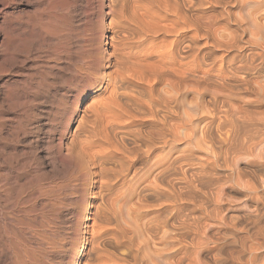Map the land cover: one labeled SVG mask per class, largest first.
I'll return each mask as SVG.
<instances>
[{"label": "bare ground", "instance_id": "1", "mask_svg": "<svg viewBox=\"0 0 264 264\" xmlns=\"http://www.w3.org/2000/svg\"><path fill=\"white\" fill-rule=\"evenodd\" d=\"M88 2L0 0V264H264V0Z\"/></svg>", "mask_w": 264, "mask_h": 264}, {"label": "rangeland", "instance_id": "2", "mask_svg": "<svg viewBox=\"0 0 264 264\" xmlns=\"http://www.w3.org/2000/svg\"><path fill=\"white\" fill-rule=\"evenodd\" d=\"M73 1V3H76V4H73L74 5V7L76 8V10L78 11L79 9H80V11H83L84 9V11H87V9H88V11L89 10H91V4H90V2H88V0H72ZM97 3V5H99V4H101V1H100V3L99 2H96ZM77 5V6H76ZM80 6V7H79ZM84 8L83 10H82V8ZM99 7V6H98ZM90 8V9H89ZM96 10H99V8L98 9H96ZM85 12V14H88V15H81V17L79 18L81 21H78L77 20V22H76V24L78 25H81V27H80V31H82L81 30V28L83 29L84 27L86 28L87 27V29H88V25H90L91 26V22H89L90 21V18L88 19L87 17L90 15L91 16V14H89L90 13V11L89 12ZM77 14V13H76ZM75 14V15H76ZM89 16V17H90ZM78 19V18H77ZM86 19V20H85ZM83 20H84V22H83ZM88 21V22H87ZM88 25H87V24ZM84 25H86V26H84ZM89 26V27H90ZM211 67V65L210 66H206V68H210ZM262 74H260V76L259 77H262V79L261 78H259L260 79V81L262 80V82H263V80H264V70L261 72ZM251 90H253L252 92H250ZM259 89H256V88H252V89H249V90H246V89H242L241 91H239L238 92V94H236L235 95V97L237 98V100H238V105H241V104H243L242 105V107L243 108H241L242 110H245L244 112L245 113H247L248 114V118H250V120H251V118H254L256 121H257V119H258V122L256 123V121L255 120H251L250 122H253V121H255L254 123L256 124L255 126L257 127V129H258V131L260 130V133L259 134H261V135H259L257 132H255V133H257L258 134V138H256V141L257 140H259L258 142H261V143H259V145L260 146H262V144H264L263 142H264V120H263V118H264V91H262L261 89V92H260V90L258 91ZM245 92V93H242V92ZM248 91V92H247ZM257 91V92H256ZM260 92V93H259ZM240 93H242L241 95H240ZM245 97V98H244ZM242 98H244L243 100L245 101V103L244 102H242L243 100H241ZM259 98H261L260 99V101H259ZM247 100V101H246ZM256 100H257V102H256ZM253 101V102H252ZM262 101V102H261ZM242 102V103H241ZM255 102V103H254ZM262 103H263V105H262ZM246 104V105H245ZM253 104V105H252ZM256 106V107H255ZM259 106V107H258ZM43 107V108H42ZM241 107V106H240ZM252 107H253V109H252ZM34 110H35V108H36V110H35V112H37V113H41V112H45V110L46 109H48L49 110V104H47V103H40V105L38 104V105H35L34 107ZM246 108V109H245ZM45 109V110H44ZM249 109V110H248ZM259 111H258V110ZM246 110H247V112H246ZM254 112H253V111ZM257 110V111H256ZM41 111V112H40ZM248 111H250V112H248ZM258 112V113H257ZM262 112V113H261ZM250 113V114H249ZM253 113V114H252ZM256 113V114H255ZM246 114V115H247ZM47 115H45V117L43 116V118H47L46 117ZM258 116H260V118L258 117ZM258 117V118H257ZM261 120V123H260V120ZM263 123V124H262ZM257 124H259V125H257ZM262 124V125H261ZM261 125V126H260ZM259 126V127H258ZM261 127V128H260ZM257 134H256V136H254V137H257ZM255 135V134H254ZM261 140V141H260ZM40 146H39V148H41L40 150H39V153H42L43 152V149H42V147H41V143L39 144ZM46 145V144H45ZM263 147H264V145H263ZM263 147H260V149L261 150H258V152H260L262 155L259 157V155L256 153L255 154V156L254 155H252V157H251V155H249V157H251L250 159L252 160V161H254L255 162V160H256V163L258 162L259 163V160H260V163L257 165V168L258 167H260V164H261V166L262 165H264V162H263V158H261V157H264V149H263ZM263 149V150H262ZM262 151V152H261ZM259 153V154H260ZM256 155H258V156H256ZM247 156V157H246ZM246 156H242L243 158H241L242 160L241 161H239V165L241 166V169L243 170V171H245L247 174H248V176H250V178H252V173H253V170H255V169H257V168H255L256 166H254V164H252V165H250L249 163H245V162H251V160L248 158V155H246ZM253 156H254V158H253ZM245 158H247V159H249V161H243V159H245ZM253 158V159H252ZM246 159V160H247ZM259 159V160H258ZM244 162V163H243ZM263 163V164H262ZM238 165V166H239ZM249 165V166H248ZM247 166V167H246ZM233 167H235V169L233 168ZM244 167V168H243ZM254 168V169H253ZM261 169H262V167H260ZM249 170V172H247L248 170ZM261 169L260 170H255L256 172V174H259V175H261V173H262V176L264 175V173H263V171H264V169H262V171H261ZM226 173L225 174H227L228 176H232L234 179H235V174L234 173H236V166H232V168H228V171H227V169L225 170V169H223ZM221 171V173H222V175H221V177H225V176H227V175H225L223 172L224 171ZM233 170H235V172H233ZM232 171V172H231ZM252 171V172H251ZM262 176H260V177H262ZM223 177V178H224ZM231 177V179L232 180H230V183H231V185H229V183L227 184V181L224 183V189L226 190V191H228V193L229 192H231L232 190H231V188L233 187V188H236V189H240L241 187L236 183V182H234V181H236V180H234L233 181V178ZM249 178V177H248ZM233 181V182H232ZM236 184L238 185L237 187H236ZM261 184H263L262 182H261ZM225 185H226V187H225ZM233 185V186H232ZM238 187H240V188H238ZM228 188H229V190H228ZM233 196H234V199L236 200V199H238L237 198V195L238 194H236V193H231ZM149 201H151V200H149ZM152 203V202H151Z\"/></svg>", "mask_w": 264, "mask_h": 264}]
</instances>
